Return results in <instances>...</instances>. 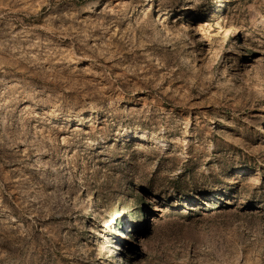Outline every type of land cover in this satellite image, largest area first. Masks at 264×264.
I'll return each mask as SVG.
<instances>
[{
	"label": "rangeland",
	"instance_id": "374dc122",
	"mask_svg": "<svg viewBox=\"0 0 264 264\" xmlns=\"http://www.w3.org/2000/svg\"><path fill=\"white\" fill-rule=\"evenodd\" d=\"M146 2L0 0V264H264V0Z\"/></svg>",
	"mask_w": 264,
	"mask_h": 264
},
{
	"label": "bare ground",
	"instance_id": "6f19581e",
	"mask_svg": "<svg viewBox=\"0 0 264 264\" xmlns=\"http://www.w3.org/2000/svg\"><path fill=\"white\" fill-rule=\"evenodd\" d=\"M152 1L153 0H147V2L145 3V4H147V6H150L148 3L150 2V3H152ZM132 10V12H133V14L135 13V8H133V9H131ZM154 20L155 21H158V22H160L161 21V17L159 18V17H156V18H154ZM193 28V27H192ZM235 31V30H234ZM232 34H234L235 35V32H233Z\"/></svg>",
	"mask_w": 264,
	"mask_h": 264
}]
</instances>
